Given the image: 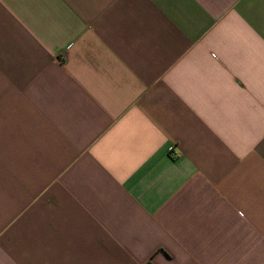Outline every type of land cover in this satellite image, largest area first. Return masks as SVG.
<instances>
[{
	"label": "crops",
	"instance_id": "obj_1",
	"mask_svg": "<svg viewBox=\"0 0 264 264\" xmlns=\"http://www.w3.org/2000/svg\"><path fill=\"white\" fill-rule=\"evenodd\" d=\"M0 264H264V0H0Z\"/></svg>",
	"mask_w": 264,
	"mask_h": 264
},
{
	"label": "built area",
	"instance_id": "obj_2",
	"mask_svg": "<svg viewBox=\"0 0 264 264\" xmlns=\"http://www.w3.org/2000/svg\"><path fill=\"white\" fill-rule=\"evenodd\" d=\"M169 153H170L171 157L178 156L177 153L174 151V147L169 148Z\"/></svg>",
	"mask_w": 264,
	"mask_h": 264
}]
</instances>
